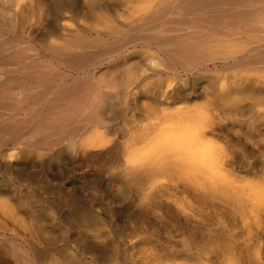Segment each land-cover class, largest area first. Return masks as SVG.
I'll list each match as a JSON object with an SVG mask.
<instances>
[{
  "label": "rangeland",
  "instance_id": "obj_1",
  "mask_svg": "<svg viewBox=\"0 0 264 264\" xmlns=\"http://www.w3.org/2000/svg\"><path fill=\"white\" fill-rule=\"evenodd\" d=\"M68 1L63 10L34 3L0 7V49L6 48L0 58L16 50L11 44L18 34L17 50L41 65L39 73L55 75L54 85L98 83L112 70L120 75L113 67L126 57L150 63L146 55L158 54L161 39L156 27L172 26L133 27L151 0ZM105 24L121 30L109 37ZM79 29L106 40L97 69L76 74L48 48ZM256 66H146L125 90L107 89L113 97L105 119L76 124L78 136L53 129L30 138L18 89L10 110L0 108V129L17 126L2 132L0 142V264H20L11 242L25 241L61 257L60 264H264V105L236 116L216 92L236 75L257 78ZM7 69L23 78L22 87L48 91L45 81L19 73V64L0 72ZM3 80L0 74V86ZM232 98L249 106L239 93ZM197 110L203 119L192 122ZM189 122L203 147L212 148L216 176L194 171L172 153L151 152L164 128ZM129 167L150 175L132 178ZM43 264L54 263L48 257Z\"/></svg>",
  "mask_w": 264,
  "mask_h": 264
},
{
  "label": "bare ground",
  "instance_id": "obj_2",
  "mask_svg": "<svg viewBox=\"0 0 264 264\" xmlns=\"http://www.w3.org/2000/svg\"><path fill=\"white\" fill-rule=\"evenodd\" d=\"M142 1L143 0H138ZM39 4L47 7H55L58 10L65 9L68 0H0V7L21 6L23 4ZM137 21L139 26L156 25L160 21H172V26L162 22L156 27L161 39L158 46V54H148L144 61L150 59L145 65L132 60L129 57L117 62L113 67L120 75H111L102 78L98 83L76 80L68 83L64 80L57 85L53 82L55 75L46 76L39 73L41 65L27 54L26 50L18 49L20 45L19 35L15 34L11 50L5 60L0 58V67L17 63L28 78L36 76V82H46L48 91L46 94L39 92L35 84L22 87L23 78L11 73L9 69L0 72L4 80L0 86V108L8 107L10 99H15L18 89H22V97L18 100L26 103L25 111L28 123L31 124L29 137L47 133L53 129L60 133L79 135L76 124L87 121H103V115L113 95H109L108 88L125 90L129 83L140 79L141 72L146 66L150 68H209L210 65H224L233 61V66L238 68H252L256 65L260 74L254 79H245L236 75L227 87H218L219 99L232 104L231 111L240 116L245 109L253 111L264 105V0H151L148 5L142 7ZM11 21V20H10ZM13 25V20L10 23ZM0 27L1 23H0ZM109 31L108 36L117 35L121 28L105 24ZM163 33V34H162ZM170 34L168 37L165 34ZM163 37V38H162ZM106 37L101 34L90 35L83 30H68L60 43L49 46L51 58H56L60 63L65 62L71 69L80 74L84 71L97 69L103 55L100 46ZM107 42L106 44H109ZM110 48L113 45H108ZM3 46L0 50L6 53ZM134 55V54H133ZM138 57V56H137ZM126 78V79H125ZM206 79L207 76L200 75ZM125 80V81H124ZM26 84V83H23ZM239 93L240 99L247 100L248 107H244L240 100L233 99L232 93ZM179 91H175L174 94ZM120 94L119 92L117 93ZM45 96V97H43ZM10 110V108L5 109ZM196 116L191 121H201L203 111L197 110ZM0 111V119L3 117ZM17 126L11 123L0 129V142L2 132L14 133ZM97 132V131H96ZM161 141L151 151L172 153L178 159L189 165L197 172H203L206 176H216L214 173L213 150L204 146L200 141V132L197 126L191 122L180 126H171L163 129ZM86 130H82V137ZM97 135L93 136V139ZM87 142V141H86ZM124 153L127 144L123 145ZM126 172L132 178L150 175L149 170L139 171L127 168ZM13 245V248H12ZM11 254L19 260L20 264H43L46 258H51L54 264H60V258L49 250L39 248L34 242L25 241L21 244L11 242Z\"/></svg>",
  "mask_w": 264,
  "mask_h": 264
}]
</instances>
